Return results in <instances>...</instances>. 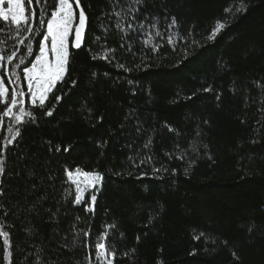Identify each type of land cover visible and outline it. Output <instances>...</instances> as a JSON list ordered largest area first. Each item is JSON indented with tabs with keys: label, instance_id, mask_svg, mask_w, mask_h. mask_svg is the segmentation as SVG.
Masks as SVG:
<instances>
[{
	"label": "trees",
	"instance_id": "trees-1",
	"mask_svg": "<svg viewBox=\"0 0 264 264\" xmlns=\"http://www.w3.org/2000/svg\"><path fill=\"white\" fill-rule=\"evenodd\" d=\"M80 2L87 32L79 49L70 38L64 81L0 126V264H101L105 232L113 264H264V0H143L146 27L127 37L112 15L130 22L124 0ZM73 167L103 177L79 205Z\"/></svg>",
	"mask_w": 264,
	"mask_h": 264
},
{
	"label": "snow or ice",
	"instance_id": "snow-or-ice-1",
	"mask_svg": "<svg viewBox=\"0 0 264 264\" xmlns=\"http://www.w3.org/2000/svg\"><path fill=\"white\" fill-rule=\"evenodd\" d=\"M40 3L41 0H35V4H33V0H27L28 7H25V0H0V24H3L8 29L6 31L5 27H0V36L7 35L16 42L9 52L6 47L7 41L0 39V70L4 73L3 76H0V105H3V109L0 110V123H3L5 117L14 120L16 124H23L25 117L33 118L32 112H26L23 107L25 103L23 97L28 95L34 105L38 101L39 106L43 107L49 94L53 92L58 83L64 81L68 73L70 57L69 37H73V48L79 49L83 42L86 15L80 0H53L54 7L50 12H45L44 8L41 7L39 8V16H37V6ZM5 4H7V7L4 6ZM124 4L129 5L127 13L131 17L127 25L122 22L123 12L114 11L112 15L120 18V22L115 24L116 30L127 37L130 34H138L137 29L144 30L146 26L143 23L136 22V14L139 12L143 0H124ZM240 10L238 9V11ZM46 16L48 17L47 20L45 19ZM176 23L177 21L173 17L169 27L175 26ZM152 27H155V25ZM224 27V23L217 22L210 38H214L216 33ZM105 32H107V29H105ZM22 33H27L28 35L22 36ZM39 35H42V39L37 42L38 53L34 56L33 60H28L34 53L33 41ZM156 35H160L159 31L156 32ZM148 37L149 39L145 40V43H150V32L148 33ZM96 39L99 40V37ZM172 39L173 37H168L169 42ZM20 46H24L26 53L19 57L18 63H15ZM130 49L131 45H129ZM114 51V49H108V52ZM92 58L97 59L98 57L93 56ZM102 58L107 60V54ZM22 66L23 77L27 84V93H25L23 87H20L21 75L17 71ZM120 67H123V65H120ZM5 79L11 85V92L9 86H6L4 83ZM75 84L76 82L73 81L72 86L74 87ZM55 99L56 103L59 104L61 97L56 96ZM45 115L51 116L52 110L47 111ZM8 131L13 134L12 140H15L20 135L19 129H14L13 126H9ZM12 140L8 141L9 145L12 143ZM150 143L151 141H149ZM145 147L147 148L148 144ZM129 159L132 160V157H129ZM156 171H159V169H156ZM3 172V160H0V173ZM66 175L71 180L73 172L66 171ZM76 175L79 179L72 181L76 185L75 191L77 193L74 203L79 205L82 202L81 198L84 190L89 187L95 188L102 181L103 177L99 173L81 172L79 169L76 170ZM81 181H83V187H81ZM90 200L94 205L96 196L91 195ZM87 210L91 211L93 209L89 207ZM3 235L5 238L8 236L6 232ZM88 235L89 233H85V236ZM106 237L107 232L99 237L94 245L96 259L101 261V264H113L115 252L111 253L113 259H108L106 255L107 245L104 242H100L106 240ZM194 238L199 239L200 237ZM5 243L7 244V239Z\"/></svg>",
	"mask_w": 264,
	"mask_h": 264
},
{
	"label": "rangeland",
	"instance_id": "rangeland-1",
	"mask_svg": "<svg viewBox=\"0 0 264 264\" xmlns=\"http://www.w3.org/2000/svg\"><path fill=\"white\" fill-rule=\"evenodd\" d=\"M5 7H7V4H5L4 5ZM25 7H26V4H25ZM74 7H75V5H74ZM70 38H71V36L69 37V50H70ZM0 76H2V74L0 73ZM4 83H5V85L6 86H8L7 84H6V82L4 81ZM26 92H27V90H26ZM25 92V93H26ZM29 100H30V102H31V99H30V97H29ZM38 102V101H37ZM32 103V102H31ZM0 126H1V123H0ZM76 167H73V168H70L68 171H72L73 172V177H72V179H71V182L72 181H74V180H77V179H79V177H77L76 175H75V172L74 171H76V169H75ZM73 183V182H72ZM73 186L74 187H76V185L73 183ZM81 187H83V181H81ZM96 188V187H95ZM95 188H91V187H89V188H86L85 190H84V193L86 192V191H88V190H95ZM83 197V196H82ZM82 199V198H81Z\"/></svg>",
	"mask_w": 264,
	"mask_h": 264
},
{
	"label": "water",
	"instance_id": "water-1",
	"mask_svg": "<svg viewBox=\"0 0 264 264\" xmlns=\"http://www.w3.org/2000/svg\"><path fill=\"white\" fill-rule=\"evenodd\" d=\"M87 27H88V19H87V16H86V25H85V29H84V33H83V42L82 44L84 43L85 41V36H86V32H87ZM81 44V45H82Z\"/></svg>",
	"mask_w": 264,
	"mask_h": 264
},
{
	"label": "built area",
	"instance_id": "built-area-1",
	"mask_svg": "<svg viewBox=\"0 0 264 264\" xmlns=\"http://www.w3.org/2000/svg\"><path fill=\"white\" fill-rule=\"evenodd\" d=\"M75 169L77 170V169H79V168L76 167ZM79 170H80V169H79ZM80 171L83 172L82 170H80ZM74 172H75V175H76V171H74ZM76 176H77V175H76Z\"/></svg>",
	"mask_w": 264,
	"mask_h": 264
}]
</instances>
